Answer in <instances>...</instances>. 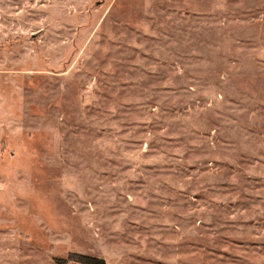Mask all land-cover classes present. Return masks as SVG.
I'll return each instance as SVG.
<instances>
[{
	"label": "rangeland",
	"instance_id": "obj_1",
	"mask_svg": "<svg viewBox=\"0 0 264 264\" xmlns=\"http://www.w3.org/2000/svg\"><path fill=\"white\" fill-rule=\"evenodd\" d=\"M71 253L264 264V0H0V264Z\"/></svg>",
	"mask_w": 264,
	"mask_h": 264
},
{
	"label": "trees",
	"instance_id": "obj_2",
	"mask_svg": "<svg viewBox=\"0 0 264 264\" xmlns=\"http://www.w3.org/2000/svg\"><path fill=\"white\" fill-rule=\"evenodd\" d=\"M55 261L57 264H65L66 261H71L72 263H80V264H105V262L102 259L84 255V254H75L71 253L68 255V258L61 259V258H55Z\"/></svg>",
	"mask_w": 264,
	"mask_h": 264
}]
</instances>
